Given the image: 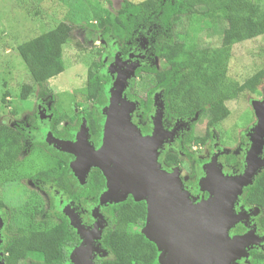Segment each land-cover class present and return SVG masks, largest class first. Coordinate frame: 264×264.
I'll list each match as a JSON object with an SVG mask.
<instances>
[{
	"label": "trees",
	"instance_id": "obj_1",
	"mask_svg": "<svg viewBox=\"0 0 264 264\" xmlns=\"http://www.w3.org/2000/svg\"><path fill=\"white\" fill-rule=\"evenodd\" d=\"M252 20L256 23L257 33L263 35L264 9L252 0H121L113 16L101 18L99 29L106 31L111 26H118L125 31L123 50L133 29L142 23L154 25L155 32L149 37V52L166 61V66L159 68L148 63L138 66L125 91L126 97L136 103L132 120L139 131L143 134L151 132L148 116L153 109L152 95L157 90L161 92L165 127H170L177 118L190 119L196 113L205 112L209 117L207 125L213 128L228 117L229 101L245 92L256 91L264 78V70L258 69L240 83L228 81L230 44L200 46L195 39L198 24L222 21L230 30H235ZM72 31L69 23L61 21L21 42L16 50L41 96L50 95L53 100L51 118L47 123L51 133L57 138H71L83 118L90 142L95 145L103 118L100 107L106 103L104 90L110 81L109 76L100 71L101 61L90 62L82 103H74L77 110L71 115L61 111L58 94L46 84L63 71V44L70 39ZM31 92V84H23L19 97L26 99ZM26 122L28 130L22 127L23 124L12 126L0 121V182L23 178L49 181L61 188L80 208L96 204L105 188V179L99 168L91 167L84 183L77 184L69 167L73 155L46 142H35L29 131L35 127L34 118L30 116ZM192 128L176 142L188 158L193 154L189 148L191 142L204 141L194 135ZM27 144L30 146L26 150ZM262 150L264 153V146ZM177 158V152L165 150L163 160H159L167 167L176 164ZM38 159L45 163L39 164ZM25 165L28 169L19 175ZM241 199L264 209V170L243 188ZM100 212L106 220L98 239L104 256L94 258V264H159L156 245L139 230L133 229L144 223L145 201H135L127 196L122 201L101 207ZM81 217L89 219V212ZM3 219L6 234L1 248L5 252L6 264L68 263L69 250L80 242L69 219L54 209L49 194L47 198L33 195L21 206L7 207Z\"/></svg>",
	"mask_w": 264,
	"mask_h": 264
},
{
	"label": "rangeland",
	"instance_id": "obj_2",
	"mask_svg": "<svg viewBox=\"0 0 264 264\" xmlns=\"http://www.w3.org/2000/svg\"><path fill=\"white\" fill-rule=\"evenodd\" d=\"M131 1L140 2L142 0ZM252 1L259 3L264 9V0ZM120 4L121 0H0V121L12 126L23 124L22 127L28 130L26 120L31 116L34 118L36 126L35 129L29 130L32 133L33 140L35 142H47L49 146L57 150H63L58 145L57 139L48 131L47 119L43 120L41 117L43 112L49 113V117L51 116L49 108L53 100L50 95L41 96L37 84L32 80L16 50L17 45L21 42L54 27L61 21L69 23L73 31L70 39L63 44V71L46 82L51 91L58 94L57 99L61 111L71 115L77 110L74 103H82L86 71L92 60L101 61V73L108 75L110 78L104 90L106 103L100 107L103 118L98 139L99 145L92 147L84 120H81L80 127L70 143L74 144L80 136L81 139L85 140L89 154L93 155L103 143L107 122L119 118V114H123L127 121H131L130 115L133 108L129 103H132L134 108H136V104L126 99L124 90L127 82L135 76V68L146 63L163 68L166 66V61L160 60L149 52L151 43L149 37L152 32H155L154 25L147 26L142 23L133 29L125 50L122 48V36L125 32L122 28L111 26L106 31L99 29V20L105 16H113ZM185 25H187L186 22ZM194 26H197L196 23ZM195 34V39L200 46L230 44L228 81L240 83L258 69L264 70V34L259 35L257 33L254 20L235 30H230L222 21L208 25L203 23L201 26L198 24ZM23 84H31L32 86V92L26 99L19 97ZM228 107L230 110L228 117L219 122L214 129H211L215 137V151L222 152L224 155L235 156L233 159L236 161L235 165L244 166V170L248 165H254V176L255 173L264 170V164L260 163V160L264 159L260 156L264 144V78L256 91L245 92L237 99L229 101ZM161 108L160 95L156 93L154 95L153 110L148 116L152 127L148 136L161 140L157 145V152L164 148L178 153L177 163L165 166L166 169L162 167L163 162L158 161L159 154L157 155V161L160 164V169L173 172L180 179L179 173L184 172L183 170L188 167L189 158L176 146V134L179 130L186 129L191 123L194 124L195 133L201 134L209 117L207 114L197 113L190 120H179L174 123L171 130H166L162 125ZM29 146L30 144L26 145V150ZM189 148L202 151L200 154L206 157L205 147H199L197 143H193L189 145ZM78 149L76 152H72L73 154L71 153L73 158L69 162V167L77 180V184H82L83 182L77 178L76 174L77 170H80L83 166L79 160L84 149L79 151ZM67 152L70 151L67 150ZM209 155H211L210 151L206 159ZM233 160L231 159V164L226 163V161L222 164L220 172L227 173V176H223V181L234 179L242 174L234 175L233 170L235 171L234 167L236 166L233 164ZM37 162L39 164L45 163L41 159H38ZM91 167L96 166L92 163L89 164V169ZM27 169V165L23 166L19 171V175L21 172H26ZM99 170L101 171L100 168ZM87 172L88 170L86 175ZM104 179L106 178L104 177ZM110 193L105 185V189L100 193L96 205L79 208L72 199L66 196L61 188L49 181L23 178L0 182V200L6 207L2 210H6L7 207L21 206L30 200L33 195L37 197L40 194L47 198L49 194L54 209L65 214L73 226L76 224L82 225L85 237L92 241L94 245H97L98 235L101 234L105 226V220L102 218L99 209L121 200L110 196ZM241 195L242 192L238 193L233 199L231 212L233 214L234 209L241 212L240 214L244 212L241 218L242 223L249 225L256 215L251 213V206L242 205L240 202ZM127 196L132 197L131 194ZM88 212L93 221L90 225H86L81 219V216L87 215ZM144 225L145 221L140 228L133 227V229L141 232ZM2 228H5V223L0 218V230ZM73 228L75 229V227ZM250 228L253 229V227ZM70 253L71 249L68 252V258ZM93 255L94 258L104 256L101 251L99 252V249L94 251ZM68 261L67 264H70V258ZM157 262L159 263L158 259ZM230 264H247V254L242 253L236 256L230 260Z\"/></svg>",
	"mask_w": 264,
	"mask_h": 264
},
{
	"label": "water",
	"instance_id": "obj_3",
	"mask_svg": "<svg viewBox=\"0 0 264 264\" xmlns=\"http://www.w3.org/2000/svg\"><path fill=\"white\" fill-rule=\"evenodd\" d=\"M104 134L103 143L93 155L80 136L74 144L56 141L68 153L84 149L79 160L83 166L76 174L81 182L84 183L89 164L93 163L106 178L110 196L122 201L131 194L135 201H145L146 219L141 233L156 245L159 264H229L243 253L248 239L230 238L227 230L236 220L231 212L233 199L243 186L251 183L254 165H248L241 175L227 181H219V171L206 175L202 188L209 189L213 197L194 205L182 190L179 178L160 169L159 138L142 135L123 114L107 122ZM260 163L264 164V159ZM73 227L80 242L71 249L70 264H94L93 252L104 251L85 237L82 225Z\"/></svg>",
	"mask_w": 264,
	"mask_h": 264
},
{
	"label": "flooded vegetation",
	"instance_id": "obj_4",
	"mask_svg": "<svg viewBox=\"0 0 264 264\" xmlns=\"http://www.w3.org/2000/svg\"><path fill=\"white\" fill-rule=\"evenodd\" d=\"M137 67L135 69H137ZM134 74H135V72H134ZM130 80L127 82V86H126V88L124 90L125 97H126L125 91L129 87ZM156 93H159L160 100H161V103H162L161 92L159 90H157L152 95L153 106H154V95ZM126 99L129 100L127 97H126ZM129 101H131V100H129ZM161 109H163V104H162V108ZM134 110L132 111V113L130 115V117H131L130 119H131L132 123H133V120H132L133 119V115L135 114ZM49 111H50V108H49ZM50 113H51V111H50ZM201 114L204 115V114H207V113L204 112V113H201ZM41 117H42L43 120L47 119L46 123H48V121L51 118V116L49 117V113H44V112H43V116H41ZM161 117L163 119L162 110H161ZM190 119L189 118L188 119L177 118L172 123V125L170 127H165L163 125V122H162V125L165 127L166 130H169V129L171 130L174 127V123H176L177 121H179V120L187 121V120H190ZM81 120H84V119L82 118ZM81 120H80V123H81ZM207 121L208 120H206L205 128H204V130H203V132L201 134L195 133L194 124L192 125L193 128L191 127V124H189L186 127V129H184L182 131L179 130L177 132V134H176L177 138L182 139V138H184L185 132H188L192 128L194 135H196L198 137H202V139H204V141L202 143L198 142L197 144L199 145V147H205L206 148V157H207L209 151L211 152V155H209L208 158L206 159V157L204 155L200 154L202 151L196 150V149L192 150L193 154H191L192 156L189 157L188 167L183 170L184 172H180L179 173V177H180L179 180L181 182L182 190L187 193L189 200L194 205H197L198 203H200L202 201H207V200H209V198L213 197V194H212V192L209 189H203L202 188V182H203L204 177L206 175H208V176L210 174L212 175L213 174L212 172H217V171H219L218 176L221 175L222 171L220 172V169H222L221 167H222L223 162L226 161V163H230L231 159L233 160L235 158V156H231L230 154H227V155L225 154L224 155V153H222V152H216L215 151V147H216V143L214 141L215 137H214V134L211 131V129H214V128L212 126L208 127ZM79 127H80V124L78 125L77 129L75 131H73V136L71 138H64V137L63 138L62 137L61 138H57L51 133V131L48 128V125H47L48 131L50 132V134L54 138H56L57 140H65V141H67V140L68 141H72L74 139V135L78 131ZM35 128H36V126L33 129H35ZM141 134L142 135H146V134H143V133H141ZM99 137H100V135H99ZM193 143H196V142L192 141L191 144H193ZM91 145H92V143H91ZM98 145H99V140L97 141V144L92 145V147H97ZM263 146H264V144H263ZM263 146H262V148H263ZM262 148H261V151H260V156L262 158H264V156H263L264 153H263ZM163 151H165L164 148L160 149L158 151V154H159L158 161H159V159L163 160L162 159ZM235 162L236 161H234V163H233L234 165H235ZM161 165H163V164L161 163ZM165 165L166 164H164L162 166L163 169H166ZM236 167H234L235 171L233 170L234 175L243 173L244 166L242 167V165L238 164V166H236ZM261 171L255 173V175L260 173ZM225 175L227 176V173L223 171L222 175L219 178L220 182L223 181V179H224L223 176H225ZM254 176H253V178H254ZM253 178H252V181H253ZM252 181H251V183H252ZM243 188H242V190H243ZM0 202L3 204V206L0 207V218H1L2 221H4L3 215H5V213L7 212V209L6 210H2V209H4V207H5L4 205L5 204L2 202V200H0ZM240 202L242 203L243 206H251L250 211H251V213L253 215H256V217H253V221L250 222L249 225H245V224L242 223V219H241L243 217L242 214L244 212H242V214H240L241 212H238V210L234 209L233 215L236 216V221H234L233 224L230 225V227L227 230V234L230 236V238L235 237V236H243V237L245 236L248 239L246 241L245 245H244V250H243V253L247 254V264H264V241H263V239H264V209L254 205V204H251V203L250 204L245 203L244 201H242V199L240 200ZM94 205H96V204H94ZM99 212H100V209H99ZM100 214L102 215V218L105 220L103 214L101 212H100ZM81 219L84 221V223L86 225H90V224L93 223L90 214H89V219L90 220L89 219H83L82 217H81ZM145 219H146V216H145ZM145 219H144V221H145ZM105 226H106V220H105ZM250 227H253V229L250 228ZM5 234H6L5 228L4 229L2 228L0 230V264H6L5 263V258H4L5 252L1 248L2 240L4 239ZM97 244L99 245L98 242H97ZM166 253H164V255H166ZM63 264H67V261L65 263H63ZM229 264H230V262H229Z\"/></svg>",
	"mask_w": 264,
	"mask_h": 264
}]
</instances>
